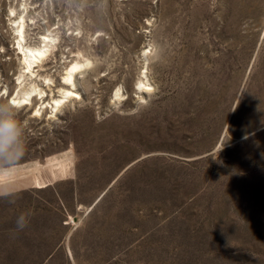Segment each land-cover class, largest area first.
<instances>
[{"label":"rangeland","instance_id":"obj_1","mask_svg":"<svg viewBox=\"0 0 264 264\" xmlns=\"http://www.w3.org/2000/svg\"><path fill=\"white\" fill-rule=\"evenodd\" d=\"M14 20L53 37L34 75ZM0 101L27 142L0 264H264V0H0Z\"/></svg>","mask_w":264,"mask_h":264},{"label":"clouds","instance_id":"obj_2","mask_svg":"<svg viewBox=\"0 0 264 264\" xmlns=\"http://www.w3.org/2000/svg\"><path fill=\"white\" fill-rule=\"evenodd\" d=\"M72 7H81V0H72ZM27 150L26 133L23 122L18 118L16 108L9 102L0 101V198L14 195L10 189L11 179L20 171ZM9 203H15L9 200ZM29 216L18 215L13 231L20 232L28 227Z\"/></svg>","mask_w":264,"mask_h":264},{"label":"bare ground","instance_id":"obj_3","mask_svg":"<svg viewBox=\"0 0 264 264\" xmlns=\"http://www.w3.org/2000/svg\"><path fill=\"white\" fill-rule=\"evenodd\" d=\"M13 22L15 23L17 22V24L13 26V28H16L17 29L16 31L18 32V35L16 36L18 39V43H17L18 47L16 48V50H18L20 61H22L21 63L25 66L24 67V69L26 70L25 73L34 75L35 73L34 69L38 67V64L42 62V59L46 57L47 53L50 50V47H52L50 44L51 41L53 40V37L50 36L44 37V41L45 42L47 41V43L44 45V48L30 47L26 45L24 20L21 22L14 20ZM83 68L84 65L78 62L73 63L70 66V69H68L69 71L66 73V77H64L65 79L64 82L74 87L76 82L75 75L78 72H81ZM142 91L143 93H146L144 89ZM44 93H45L44 91L37 90L36 88H34L32 90L25 91L20 97L12 98V102L19 106H29L32 104V100L34 97L40 96V98H43ZM72 97L77 98L78 94L71 89H66L64 90L62 97L52 99V102H47V103L43 102L36 112L39 115L41 114V110L47 107L54 109V111H58L59 108L67 101L66 99Z\"/></svg>","mask_w":264,"mask_h":264}]
</instances>
